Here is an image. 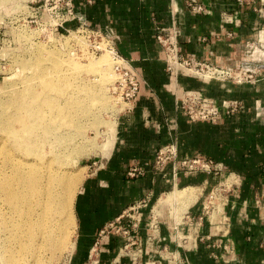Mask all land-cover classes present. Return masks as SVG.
<instances>
[{
  "label": "crops",
  "instance_id": "0c3cea01",
  "mask_svg": "<svg viewBox=\"0 0 264 264\" xmlns=\"http://www.w3.org/2000/svg\"><path fill=\"white\" fill-rule=\"evenodd\" d=\"M199 1L206 13H192L185 0H73L131 61L141 85L108 156L76 195L69 264H264V72L252 82L175 74L157 39V26L175 29L184 56L238 68L252 52L264 54V0ZM188 92L220 107V120H191L181 104ZM232 100L243 107L228 113ZM174 140L177 162L156 169L157 151ZM195 157L216 166L185 171L181 161ZM133 166L143 174L130 177ZM136 220L131 235L111 228Z\"/></svg>",
  "mask_w": 264,
  "mask_h": 264
},
{
  "label": "bare ground",
  "instance_id": "6f19581e",
  "mask_svg": "<svg viewBox=\"0 0 264 264\" xmlns=\"http://www.w3.org/2000/svg\"><path fill=\"white\" fill-rule=\"evenodd\" d=\"M42 50L44 55L37 62L23 64L28 71L20 78L21 85L5 96L6 101L0 98L3 264H59L74 249L71 207L82 178L65 167L71 164L72 152L64 151H71L65 148L76 142L72 134L80 131L78 112L87 107L93 112L100 101L70 80L79 70L77 61H68L44 46ZM113 57L112 48H107L93 65L106 75V71L111 73Z\"/></svg>",
  "mask_w": 264,
  "mask_h": 264
},
{
  "label": "rangeland",
  "instance_id": "374dc122",
  "mask_svg": "<svg viewBox=\"0 0 264 264\" xmlns=\"http://www.w3.org/2000/svg\"><path fill=\"white\" fill-rule=\"evenodd\" d=\"M29 0H0V98L6 101L13 88L21 85L28 71L23 68L25 62H37L43 57L42 47L52 50L68 61H77L79 70L70 78L72 83L85 87L93 92V97L100 101V106L90 111H79L76 123L80 126L78 134L72 136L76 142L71 143L65 150L71 149L72 174H80L82 180L77 184L75 197L72 203L73 222L64 220L71 232V241L76 246V223L74 217V202L77 193L86 176L94 168L95 163L102 157H107L113 144L118 119L126 110L128 104L114 92L113 85L117 79L115 72L116 59L113 57L111 73L98 71L93 65L109 47V38L99 29L91 25L79 27L68 26V30L49 28L46 17L38 16L39 21L29 23L26 16L30 14ZM41 10V15H42ZM44 21H42V20ZM113 52L115 50L112 48ZM47 63L49 61H46ZM113 70V71H112ZM13 77V78H12ZM12 78V79H11ZM14 86V87H13ZM6 93V94H3ZM9 92V93H8ZM96 92V93H95ZM92 98L90 99L91 103ZM75 148V150H72ZM84 148V151L81 149ZM62 156L64 154H61ZM65 160V159H64ZM221 188V187H219ZM222 190L218 191L221 193ZM208 208L213 209L212 204ZM0 238H2L0 234ZM3 240V239H2ZM73 249V251H74ZM73 251L67 257L60 259L59 264H69ZM0 264L3 262L0 260Z\"/></svg>",
  "mask_w": 264,
  "mask_h": 264
},
{
  "label": "built area",
  "instance_id": "2783aa9c",
  "mask_svg": "<svg viewBox=\"0 0 264 264\" xmlns=\"http://www.w3.org/2000/svg\"><path fill=\"white\" fill-rule=\"evenodd\" d=\"M29 2L31 4L29 10L31 13L26 16L29 23L38 22V16H44L47 19L46 24L48 27L53 29L68 30L67 23L69 21H77L80 24L79 27L82 28L89 25L86 18L75 10L73 0H29ZM185 2L187 9L192 13L203 14L208 11L205 4L199 0H185ZM157 39L164 49L167 69L169 72L175 74L180 72L188 73L204 80L252 82L257 81L259 75L264 72V54L255 55L252 52L243 60L238 68H234L202 61L195 57L184 56L180 50L178 35L175 29L167 32L157 26ZM109 47L115 49L111 43ZM260 49H264V46L261 45ZM115 59L117 79L113 85V90L121 99L127 102L128 108L138 97L141 78L131 61L124 58L116 49ZM224 103L228 113L243 107V103L238 100L226 101ZM181 104L184 112L193 121L215 123L222 116L220 107L196 92L185 94L181 98ZM177 159L178 144L174 140L159 148L154 161V167L160 170L167 162L173 161L176 163ZM215 166L213 160L204 157L187 158L181 161V167L188 172L211 171ZM177 169L178 166H175L176 171ZM143 172L144 170L141 167L133 166L129 170L128 175L135 177L143 174ZM142 203L140 202V204L132 206L133 212H137V208L141 207ZM138 220L131 222L130 225L125 227L112 223L111 228H114L115 231L131 235L132 229L137 227ZM98 244L99 241H96L95 245L97 246Z\"/></svg>",
  "mask_w": 264,
  "mask_h": 264
}]
</instances>
